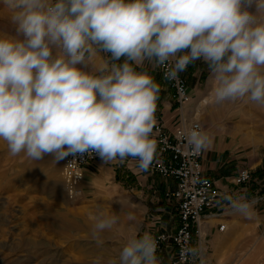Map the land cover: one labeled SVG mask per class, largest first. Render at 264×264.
<instances>
[{"label": "clouds", "instance_id": "1", "mask_svg": "<svg viewBox=\"0 0 264 264\" xmlns=\"http://www.w3.org/2000/svg\"><path fill=\"white\" fill-rule=\"evenodd\" d=\"M4 7L12 32L0 33V141L12 156L50 154L56 163L95 153L105 163L133 158L147 171L160 86L137 70L146 63L175 79L203 61L211 104L264 108V0H4ZM185 135L194 152L211 146L195 126ZM225 199L231 211L253 216L246 195ZM92 219L100 245L121 217L98 208ZM128 221L118 264H160L156 239L141 234L131 213Z\"/></svg>", "mask_w": 264, "mask_h": 264}, {"label": "rangeland", "instance_id": "2", "mask_svg": "<svg viewBox=\"0 0 264 264\" xmlns=\"http://www.w3.org/2000/svg\"><path fill=\"white\" fill-rule=\"evenodd\" d=\"M9 17L10 10L0 0V33L12 32ZM201 68L197 82L190 76L185 80L196 95L194 112L210 136L233 140V150L223 153V158L232 155V162L238 164L234 169L247 168L251 180L241 188L232 189L225 180L223 184L229 195L244 194L252 201L253 216L231 211L224 198L223 208L215 216L218 220L208 223L210 230L200 240L201 254L196 241L188 264H264V108L246 101L202 106L201 101L208 100L211 79L208 67ZM53 159L50 154L38 161L23 153L12 156L0 141V264H118L119 249L131 231L129 213L139 222L141 234L147 231L153 236L159 224L167 229L175 225L174 211L163 196L149 187H132L122 172L123 177L106 176V181L93 177L92 183L84 182L79 198L69 199L63 189L62 169ZM151 181L163 185L161 178L149 177L148 184ZM98 208L121 217L118 226L101 234L100 245L92 235V214ZM231 223L236 228L228 237ZM219 224L226 230L219 232ZM221 238H226L227 248L214 255ZM158 258L160 264H170L166 252Z\"/></svg>", "mask_w": 264, "mask_h": 264}, {"label": "built area", "instance_id": "3", "mask_svg": "<svg viewBox=\"0 0 264 264\" xmlns=\"http://www.w3.org/2000/svg\"><path fill=\"white\" fill-rule=\"evenodd\" d=\"M157 68L171 91L173 102L181 109L189 100V88L184 77L179 73L177 78L168 79L166 69ZM155 121L152 138L156 141L157 148L148 171L171 182L163 192V199L172 208L176 218L173 229L153 235L157 241V255L166 252L169 254L170 264H188L192 262L196 241L201 254L200 240L205 236L204 220L217 215L209 211L216 208L222 192L214 181L203 175V151L194 152L187 144V129L195 126L202 130L199 119L195 117L188 123L182 122L173 132L167 131L160 119ZM99 159L95 153L91 156L85 153L83 156L69 155L62 160L63 189L69 199H77L82 195L86 168ZM250 180L251 172L247 168H240L231 177L230 183L241 187L246 186ZM217 229L223 232L226 226L219 224Z\"/></svg>", "mask_w": 264, "mask_h": 264}, {"label": "crops", "instance_id": "4", "mask_svg": "<svg viewBox=\"0 0 264 264\" xmlns=\"http://www.w3.org/2000/svg\"><path fill=\"white\" fill-rule=\"evenodd\" d=\"M207 67V65L203 61H196L193 64H190L187 69L183 72H181V75L186 78L188 76L194 77L195 82L199 80V75L201 73L202 68ZM139 70H147L149 74L153 77L154 81L159 84L160 86V92H159V98L156 102V111H155V119H160L163 123L165 129L169 132H173L182 122L188 123L191 119L197 118V115H199L197 112L195 113V100L196 95L194 94L193 89L189 90V100L187 103H185L181 109H178L176 107V104L173 102L171 97V91L169 90L166 83L163 81L159 74V70L157 67H153L152 65H148L147 63L144 65L143 69H137ZM209 75H207L208 77ZM187 82V81H186ZM195 115V116H194ZM200 121V120H199ZM202 125V130L204 131V124L200 122ZM215 128H218V123L215 122ZM217 132V131H216ZM217 135V134H215ZM212 143L211 146L207 149H202L203 151V157L201 160L202 170L204 177L212 180L215 182V184L220 188L222 192V197L219 198L218 205L216 208H214L212 211H209V213L217 214V211L220 210V207L223 208V199L229 195V190H227L225 187L227 185L223 184V180L229 183V186L231 188H235L237 186H234L230 183L231 177L236 174L237 170L234 168L236 165H238L236 162H232V155H229L228 157L223 158V153L225 154L226 151H232L233 150V140L231 138H226V141L222 138H219L218 136H210ZM233 142V143H232ZM232 149V150H231ZM235 158V157H234ZM58 163L60 170L62 166V160L56 162ZM121 172L126 177V182L131 184L132 187L136 189L142 190L143 188H148L154 192V194H158L159 196H163V192L166 189L168 185L171 184V182L163 180V185H156L154 181H151L150 184H148L149 177H158L156 174H151L148 170L147 171H140L137 167V162L133 158H128L124 162H120L119 160L105 163L101 158L94 162L91 166L86 168L84 182L85 184L92 183L93 177H96L95 179L103 181H106V176H108L110 179H113L114 177L118 176V174L121 175ZM123 177V175H121ZM85 184L83 185V188L85 187ZM241 188V187H240ZM171 210V208H170ZM210 217V216H209ZM208 218V217H207ZM205 218V234L208 230L207 223ZM214 219L218 220L217 218ZM158 224L160 223L159 220L157 221ZM156 222V223H157ZM176 225V223H175ZM165 228L161 224H159L158 228L159 230L155 232L159 233L162 231H169L175 227ZM236 228V224L231 223L228 226L227 236H232L233 229Z\"/></svg>", "mask_w": 264, "mask_h": 264}, {"label": "bare ground", "instance_id": "5", "mask_svg": "<svg viewBox=\"0 0 264 264\" xmlns=\"http://www.w3.org/2000/svg\"><path fill=\"white\" fill-rule=\"evenodd\" d=\"M209 103V101L208 100H206V99H203L202 101H201V105L202 106H204V105H206V104H208ZM200 104V103H199ZM198 106V105H197ZM201 115V114H200ZM216 219H214V215H212V216H210V217H208L207 218V220H206V223L208 224V223H210V222H213V221H215ZM219 222V221H218ZM228 222V221H227ZM222 240V241H221ZM224 241H226V238H221L220 239V241L218 240V242H217V244L215 245V251H214V255H218V253H222L221 252V250H222V248L223 249H225V248H227V245L226 246H224L226 243L224 242ZM223 254V253H222ZM213 255V256H214ZM221 255V254H220ZM219 256V255H218Z\"/></svg>", "mask_w": 264, "mask_h": 264}]
</instances>
